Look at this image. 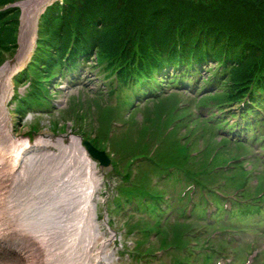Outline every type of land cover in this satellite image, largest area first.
Listing matches in <instances>:
<instances>
[{
    "label": "trees",
    "instance_id": "trees-1",
    "mask_svg": "<svg viewBox=\"0 0 264 264\" xmlns=\"http://www.w3.org/2000/svg\"><path fill=\"white\" fill-rule=\"evenodd\" d=\"M18 1L0 0V45L4 48L15 44L13 34L17 32L19 10L3 9ZM85 60L87 63L95 62L100 74L111 76L117 73L120 79L117 91L106 86L105 93L100 92L102 97L93 99L102 123H109L112 118L113 111L106 110V104L115 95L120 103L117 112L129 106V95L125 97L122 93L126 91L125 80L133 75L151 79L162 66L175 64L177 69L182 66L177 77H186V70L194 65L214 62V69L206 71L209 81L205 82L210 86L206 92L210 97L202 99L207 118L201 116L204 121H197L194 133L215 125L221 126L225 115L232 119L238 117L237 113L226 111H231L245 96L249 95L254 106L264 104V0L56 2L41 19L38 50L31 69L40 81L61 76L64 65L67 72L74 71ZM166 77L163 76L160 82ZM207 86L205 84L200 88ZM155 99L153 107L160 114L162 108L158 100L161 98ZM247 110L251 111L250 108ZM245 114L246 111H243L241 116L245 118ZM226 120L229 121V118ZM248 127L250 130V124ZM206 134L205 131L204 136ZM85 137L96 147L105 139L103 134L96 139L89 135ZM248 139L264 146V133ZM168 148L173 149L174 146L171 144L169 147L168 143L158 151L156 159L160 166L170 165L173 161L163 154L169 151ZM149 149L148 144L142 150L146 158ZM226 158L219 153L213 165ZM132 161L127 160V165L130 166ZM199 164L198 167V164L191 167V175L199 174L206 158ZM243 180L244 177L241 178ZM142 193L150 195L148 190Z\"/></svg>",
    "mask_w": 264,
    "mask_h": 264
},
{
    "label": "bare ground",
    "instance_id": "bare-ground-1",
    "mask_svg": "<svg viewBox=\"0 0 264 264\" xmlns=\"http://www.w3.org/2000/svg\"><path fill=\"white\" fill-rule=\"evenodd\" d=\"M52 1L21 4L20 44L30 36V46L20 65L0 69V264H113L115 234L97 218L100 171L81 140L16 135L8 109L13 77L28 63L38 17Z\"/></svg>",
    "mask_w": 264,
    "mask_h": 264
},
{
    "label": "rangeland",
    "instance_id": "rangeland-1",
    "mask_svg": "<svg viewBox=\"0 0 264 264\" xmlns=\"http://www.w3.org/2000/svg\"><path fill=\"white\" fill-rule=\"evenodd\" d=\"M6 61L11 62L13 65L18 64L17 61V55L14 51L9 52H0V66L1 64ZM3 64V65H4ZM2 65V66H3ZM31 72V71H30ZM97 71H90V68H84L81 71L79 70V73L74 75V78H79L81 76L82 84L81 85H71V77L64 78L62 80H58L56 84H53L56 86V88L51 87V92L49 93V96L46 93V98L49 100H44V103H51V106L48 107H42V106H35L30 105L28 106V103H24V105L28 107H24L23 110L20 108H15L18 104V101H20V98H24L28 95V90L30 86V80L25 79L27 77L24 76L23 79L17 84V95L14 96L12 102H10L9 105V111L13 120L14 125V131L16 135H21L24 137H30L31 139H35L40 134H46L49 133L55 137H66L71 135H78L80 132H84L86 130H90L94 123L92 121L96 114L94 112V106L91 102V99L94 98L96 92H98L100 89H103V83L106 82V80L103 79V77L99 76L98 78H95V74ZM56 80V79H51ZM48 82V81H47ZM110 82V80L108 81ZM172 89H168L169 94H172ZM50 97V98H49ZM91 105H90V103ZM146 103V102H144ZM141 103L140 108H143V104ZM150 102H147L148 107H152L153 105L149 106ZM84 106L86 108L84 112L85 121L87 123L84 124V121H81L79 117L74 116L73 112L74 109L79 110V106ZM88 105H90V108L88 109ZM108 105L107 110L117 111L119 104L117 103V99L113 98L110 103L106 104ZM105 105V106H106ZM16 110V111H15ZM92 112L91 116L89 115V112ZM129 111V110H127ZM94 113V114H93ZM114 115V114H113ZM123 115L127 116L128 113H123ZM142 113L138 114L135 117L136 124H140L142 121ZM127 121V124L129 120ZM107 122H104L103 131L106 127ZM92 126V127H91ZM157 126V125H156ZM155 126V128H156ZM137 128V126H133L128 131V135L130 137L131 133L134 131V129ZM35 131V132H34ZM153 131V130H152ZM119 131H117L118 133ZM116 133V134H117ZM120 133V132H119ZM115 134V135H116ZM114 135V136H115ZM81 136V135H80ZM120 134H117L116 137L112 138L111 141L116 140ZM141 135L140 138H138L135 142L131 141V138L125 139L123 137H120L117 140V146L119 153V157L126 158L132 156L134 152L138 151L140 149V143H141ZM202 145V144H201ZM251 152H253L252 149H250ZM262 155H264V150L261 151ZM163 154H168V152H164ZM158 155V153H157ZM126 162L123 163L125 165ZM134 168V167H133ZM250 169V167H247ZM258 168V167H257ZM262 166L255 170V173L260 174L262 172ZM135 169L137 172V175H140V169L136 167ZM231 172L233 169L230 170ZM101 175L104 178V184L101 187L100 193H99V204H98V215L100 219V224L103 226L104 231H108V228L104 226V223H108V227L116 233L115 239L110 243L109 249L115 252V257L113 260V264H176L177 262L185 261V256L182 255L180 252L177 253V256L173 254L172 251H168L169 254H162L153 253V255H150L149 257H138L140 258L138 261L136 259H133V257L137 258L136 252L133 251V243L136 241V243H139V246L142 247L139 251H145V250H151L158 246V242L161 243L162 240H164L166 233H169L173 237L174 230L169 229L166 232H161L159 235L157 234L155 229H150L148 233L145 235L143 233V227L144 223L140 220V214L133 210V207H128L125 212L121 211L123 208V202L121 200V197L116 200L110 205L109 212L112 219L109 218V220H106L107 214L105 213V205L103 202V197L106 196V192L109 191V187H113L114 192L112 193V198H117L118 194L116 192V188L118 189L120 186V180L114 179L112 182L107 181L106 173L104 174L102 171H100ZM254 173V172H253ZM111 183V184H110ZM256 184V179L252 178L251 181L248 184V188L252 190V188ZM128 186L122 185L119 189L120 194L123 193L125 189H127ZM159 189H167L165 185H159L158 187L154 188L153 193L158 194ZM122 199H126V196L123 194ZM109 202V203H110ZM143 201H138L137 205L144 206ZM194 204H195V197L188 196L185 204L183 213L181 215V218L185 219L186 222H189V219L195 218L198 216V213L194 210ZM150 209H154L153 206L149 203L147 204ZM185 206H188V209L185 210ZM184 213H186L187 218L184 216ZM185 222V223H186ZM157 223V222H156ZM161 224L165 223L164 220L160 222ZM233 223L236 225V223L233 221ZM264 214L262 217L254 216L253 219L244 222L245 224H249L251 227L248 229V234H242V237L244 236V244L251 243L257 244L260 251L264 250ZM253 224L257 225L256 227H253ZM129 226V227H128ZM239 226V225H236ZM133 228L131 231L133 234H131L129 231ZM175 228L179 229L180 226H175ZM129 230V231H128ZM149 233H152L148 236ZM154 235H158L157 239L158 242L155 240ZM139 240V242H138ZM143 245V246H142ZM158 248V247H157ZM180 248V247H179ZM238 251L237 246L234 248ZM264 256V254H263ZM198 260L197 264H200L202 262V258H194ZM264 262V261H263ZM240 264V263H237ZM264 264V263H262Z\"/></svg>",
    "mask_w": 264,
    "mask_h": 264
},
{
    "label": "water",
    "instance_id": "water-1",
    "mask_svg": "<svg viewBox=\"0 0 264 264\" xmlns=\"http://www.w3.org/2000/svg\"><path fill=\"white\" fill-rule=\"evenodd\" d=\"M83 145L87 152L96 160H98L103 168H107L110 165L108 158L105 153L95 150L91 144L87 141H83Z\"/></svg>",
    "mask_w": 264,
    "mask_h": 264
}]
</instances>
